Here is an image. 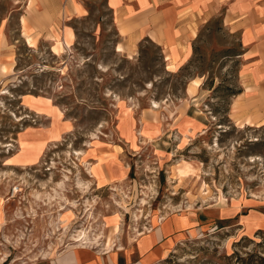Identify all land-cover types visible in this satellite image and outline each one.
Wrapping results in <instances>:
<instances>
[{
    "label": "rangeland",
    "instance_id": "1",
    "mask_svg": "<svg viewBox=\"0 0 264 264\" xmlns=\"http://www.w3.org/2000/svg\"><path fill=\"white\" fill-rule=\"evenodd\" d=\"M82 2L64 55L58 42V56L31 51L18 13L8 21L0 264H67L79 250L134 264L138 240L181 215L195 225L154 264H264V90L241 86L224 13L170 72L162 46L126 38L107 0Z\"/></svg>",
    "mask_w": 264,
    "mask_h": 264
},
{
    "label": "crops",
    "instance_id": "2",
    "mask_svg": "<svg viewBox=\"0 0 264 264\" xmlns=\"http://www.w3.org/2000/svg\"><path fill=\"white\" fill-rule=\"evenodd\" d=\"M116 17L117 25L139 42L144 38L162 46L167 69L174 65L176 71L190 56V44L194 42L198 28L219 12H223L224 25L237 33L242 45L240 81L241 86H255L264 90V0H107ZM18 13L20 34L31 51L41 44H49L51 53L57 42L66 54L76 41L71 21L86 16L82 0H0V59L13 56L11 36L7 25L13 13ZM28 36L35 38L30 46ZM70 42V46H69ZM9 64V63H6ZM2 70L6 72L7 66ZM251 122V121H250ZM251 124H253L251 122ZM99 178L109 180L100 168ZM107 183V182H106ZM181 216L165 221L154 232L145 234L136 245L140 259L134 264H154L167 256L174 244L181 240L183 231L195 225L182 226ZM2 220L0 221V226ZM135 245L131 246L132 252ZM127 252V255H130ZM99 259L107 264H126L115 254L107 258L91 251L74 252L67 264H97ZM125 261V258H124ZM106 264V263H105Z\"/></svg>",
    "mask_w": 264,
    "mask_h": 264
},
{
    "label": "bare ground",
    "instance_id": "3",
    "mask_svg": "<svg viewBox=\"0 0 264 264\" xmlns=\"http://www.w3.org/2000/svg\"><path fill=\"white\" fill-rule=\"evenodd\" d=\"M58 44H59V48L62 49V48H63L62 45H61L60 43H58ZM57 50H58V49H57ZM58 51H59V50H58ZM61 51H62V50H61ZM169 68H171V67H169ZM169 70H171V69H169ZM54 136H57V134L54 133ZM191 171H192V167H191L190 165H187L185 169H183V170L180 171V175L183 176V177H184V176H187V175L190 174Z\"/></svg>",
    "mask_w": 264,
    "mask_h": 264
}]
</instances>
